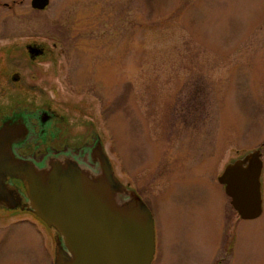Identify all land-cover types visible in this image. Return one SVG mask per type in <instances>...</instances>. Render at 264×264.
<instances>
[{"label": "rangeland", "instance_id": "rangeland-1", "mask_svg": "<svg viewBox=\"0 0 264 264\" xmlns=\"http://www.w3.org/2000/svg\"><path fill=\"white\" fill-rule=\"evenodd\" d=\"M26 106L102 144L152 211V264H264V0H0V128ZM257 148L263 213L245 220L218 176ZM59 238L0 206V264H54Z\"/></svg>", "mask_w": 264, "mask_h": 264}, {"label": "water", "instance_id": "water-1", "mask_svg": "<svg viewBox=\"0 0 264 264\" xmlns=\"http://www.w3.org/2000/svg\"><path fill=\"white\" fill-rule=\"evenodd\" d=\"M49 3L31 0L39 10ZM17 127L25 130L26 121L9 117L0 128V206L26 207L58 232L55 264H152L153 214L116 178L102 144L97 169L64 157L40 166L14 151ZM262 170V152L254 149L228 163L218 177L241 219L263 213ZM10 178L22 181L25 194Z\"/></svg>", "mask_w": 264, "mask_h": 264}, {"label": "flooded vegetation", "instance_id": "flooded-vegetation-1", "mask_svg": "<svg viewBox=\"0 0 264 264\" xmlns=\"http://www.w3.org/2000/svg\"><path fill=\"white\" fill-rule=\"evenodd\" d=\"M27 47L32 58H38L46 51L43 47L36 44L32 46L28 45ZM20 77L19 73H14L12 79L18 82L20 81ZM9 117H13L15 120L20 118V120L26 121V129L19 130L17 127L15 130L16 137L12 142V147L19 157L30 159L40 166L47 165L57 157L72 158L85 166L97 169L99 162L97 155V149L99 148L98 140L74 142V139L67 130L64 117L49 106H42L34 110L26 106L19 107L11 112H4L1 116L2 123ZM8 181L19 187L20 191L25 194V189L21 188V180L10 178ZM130 189L140 196L137 190L134 188ZM119 196L121 199L126 198L123 193H120ZM9 208H21L30 211L26 207L21 206ZM33 215L36 216L34 213ZM37 218L39 219V217Z\"/></svg>", "mask_w": 264, "mask_h": 264}]
</instances>
